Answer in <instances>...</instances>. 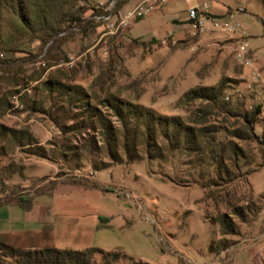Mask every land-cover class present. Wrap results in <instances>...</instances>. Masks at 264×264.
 Returning a JSON list of instances; mask_svg holds the SVG:
<instances>
[{
    "label": "rangeland",
    "instance_id": "rangeland-1",
    "mask_svg": "<svg viewBox=\"0 0 264 264\" xmlns=\"http://www.w3.org/2000/svg\"><path fill=\"white\" fill-rule=\"evenodd\" d=\"M99 1L104 0H94L91 6ZM202 1L215 13L243 8L237 17L243 33L212 31L221 38L215 43L203 40L205 33L194 41H179L173 33L146 41L125 38L132 24L117 33L93 24L85 30L75 28L60 49L48 51L49 45L11 28L13 17L3 12L0 203L14 193L26 199L50 194L60 183L88 185L56 194L63 224L51 241L24 235L4 242L27 250L98 248L125 256L113 264H264V5L261 0ZM90 17L85 15L86 20ZM147 21L139 26L144 29ZM244 41L252 61L249 67L236 56ZM47 79L86 90L98 115L82 131L73 128L76 123L85 125V116L78 115L81 110L74 106L64 114L70 106L43 87ZM222 81L217 102L188 101L190 90L216 87ZM111 95L165 116H179L197 129L206 126L218 140L215 145L232 142L242 152L235 160L226 148L219 168L220 158H210L209 151L198 156L185 151L188 145L181 139L175 140L180 143L175 149L163 138L150 149L138 132L129 142L144 160L95 170L94 162H111L97 122L100 116L119 130L120 155L126 160L123 127L105 100ZM256 107L260 113L253 125L255 135L250 140L234 137L238 130H249L245 116ZM2 127L28 130L33 144L14 141ZM93 141L98 142L97 152ZM200 143L204 145V139ZM93 184L97 187H89ZM251 194L254 204L245 208L247 222H242L231 214L227 201L235 195L246 207L245 196ZM205 209L212 217L230 213L238 234L222 236L220 227L206 219ZM103 263L102 254L90 262Z\"/></svg>",
    "mask_w": 264,
    "mask_h": 264
},
{
    "label": "trees",
    "instance_id": "trees-1",
    "mask_svg": "<svg viewBox=\"0 0 264 264\" xmlns=\"http://www.w3.org/2000/svg\"><path fill=\"white\" fill-rule=\"evenodd\" d=\"M92 1L94 0H0V35L2 33L1 24L3 12L9 11L13 17L11 28L16 32L30 35L31 38L40 42L43 46L49 45L48 51L54 48L60 49L66 38L73 33L75 28L85 30L86 26L93 24L102 27L101 23L85 19L87 13H90L91 16L105 13L104 9L99 8L101 1L97 2L95 6H91ZM122 1L127 2L128 0H120L118 2V11H122V8L119 9ZM261 1L264 5V1ZM231 10L233 9H228L227 12ZM42 85L48 92L56 93L59 99H62L70 106L64 114L67 115L74 106H78L81 110L78 113L79 118L85 116L84 121L86 122L85 125H82V123L73 125V128L76 130L82 131L86 128V124L88 126V122L91 123V120L98 115L97 107L87 101L88 94L81 85H70L49 79L44 81ZM223 90L224 83L222 81L216 87L190 90L186 94V97L189 102L206 100L215 103L223 93ZM105 100L107 101V106L111 108L123 127L125 142L123 143L124 147L122 149L126 155V160L120 155L119 130L100 116L97 122L100 124V132L111 162L100 164L94 162L93 166L95 170L104 169L115 164H131L135 161L144 160L138 154L136 147L130 145L129 142L130 135L136 136L138 132L145 138L150 149L158 146V138H163L175 149L180 148L178 145L180 143H176L175 140L181 139L188 145V147L185 146L183 149L187 152H195L198 156H202L205 151H209L210 158L214 160L220 158L219 168H221V165H224L222 153L226 148L230 149L235 160L236 158L238 159L239 151L242 152V149H237L236 145L232 142L227 147H224L221 143L215 145L218 140L213 135V132L210 131L211 129L206 126L197 129L185 124L179 116H165L157 113L152 108L143 105H134L118 96L111 95ZM259 113L260 109L256 107L251 115L245 116L249 130H238L232 133L233 136L244 140L252 139L255 135L253 125ZM79 118L75 120H79ZM201 120L205 121L206 117ZM262 120L264 124V116ZM92 129L94 130V128ZM5 130H7L14 141L24 146H31L33 144L32 135L28 130L16 131L2 127V132ZM200 139H204V145H201ZM261 139L264 140V128ZM92 143L97 148L96 144L98 142L93 141ZM220 146L222 149H219ZM97 151H99V148L96 149ZM74 184L82 187L88 186L87 184L79 182H74ZM89 187L93 188L97 187V185L93 184ZM212 196L205 194V198H213ZM235 197L234 195L232 200L227 201V206L233 216H237L242 222H247L245 208L249 210V204H254L253 194L249 197L245 196L246 207L241 204L240 200H235ZM12 203L18 204L24 210H30L32 207V199H26L24 196H16L15 193L10 198L1 202L0 207ZM205 217L212 225H218L220 227V234L222 236L237 235L239 232L238 225L230 213L219 212L217 216L212 217L208 210L205 209ZM4 239L0 235V264H90L91 258L95 254L103 255V264H113L118 262L122 257H125L119 252L109 253L98 248H88L83 251L60 250L53 247L27 250L7 244L4 242ZM226 249L227 246H224L223 250Z\"/></svg>",
    "mask_w": 264,
    "mask_h": 264
},
{
    "label": "crops",
    "instance_id": "crops-1",
    "mask_svg": "<svg viewBox=\"0 0 264 264\" xmlns=\"http://www.w3.org/2000/svg\"><path fill=\"white\" fill-rule=\"evenodd\" d=\"M142 1L144 0H128L122 11H127ZM186 9L187 6L180 0H170L165 5L157 6L147 17L134 24L132 23L128 30V36L125 38L138 39L143 37L147 41L154 38L163 39L167 33H173L179 41H194L196 35H194L193 27L187 20ZM227 11L228 9L220 13L211 12L215 15H224ZM239 14H237V17L240 16ZM145 21L147 23L143 29L139 25ZM212 33V31H208L203 34L202 39L208 43H215L216 40L221 39ZM191 49L194 50V48ZM55 188L56 190H54ZM55 188L50 194L33 198L30 210H24L16 203L1 206L0 235L7 240L9 237L24 235L44 237L49 241L56 237L59 233L58 226L63 224L60 222L62 218L60 215L64 213L62 209L56 208L55 196L58 193H63L66 188L80 189L81 187L74 183H60Z\"/></svg>",
    "mask_w": 264,
    "mask_h": 264
},
{
    "label": "built area",
    "instance_id": "built-area-1",
    "mask_svg": "<svg viewBox=\"0 0 264 264\" xmlns=\"http://www.w3.org/2000/svg\"><path fill=\"white\" fill-rule=\"evenodd\" d=\"M120 0H104L99 3V8L104 9L105 13L94 14L90 17L97 23H101L104 30L110 33H117L125 29L130 24L144 19L157 6L165 5L170 0H144L127 11L117 10ZM186 6L187 20L193 27L194 35L203 34L208 31L219 32L226 35H236L243 33L242 25L237 21V14L244 12L243 8L233 9L224 15H215L210 11L209 4L201 0H180ZM245 39V38H243ZM238 60L244 66H251L249 58V47L246 41L238 47ZM257 80V77H254Z\"/></svg>",
    "mask_w": 264,
    "mask_h": 264
}]
</instances>
